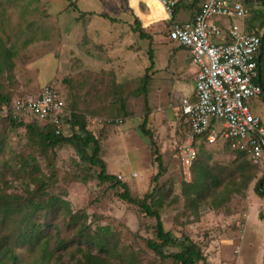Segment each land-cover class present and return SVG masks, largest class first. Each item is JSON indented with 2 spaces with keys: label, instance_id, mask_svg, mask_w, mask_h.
Listing matches in <instances>:
<instances>
[{
  "label": "rangeland",
  "instance_id": "374dc122",
  "mask_svg": "<svg viewBox=\"0 0 264 264\" xmlns=\"http://www.w3.org/2000/svg\"><path fill=\"white\" fill-rule=\"evenodd\" d=\"M191 1L184 0L179 7L178 21L186 20L190 13L186 5ZM237 1L251 10L244 22L248 31V20L262 6L258 0H249L250 4L248 0ZM122 3L0 0V64L6 67L0 70V90L12 96L10 102L30 100L48 83L53 84L69 105L70 109L66 107L69 116L85 117L88 128L99 137L106 150L103 159L108 173L128 183L134 195L142 198L149 195L148 201L159 212L164 228L179 238L181 245L167 247L165 257L157 255L148 246V239L156 236L154 227L147 228L145 216L119 197L122 189L114 188L111 181L83 182L82 177L93 172L84 171L73 147L65 145L45 154L44 146L30 145L24 128L7 127L0 131V137H6L5 150L0 152V170L8 181L4 185L0 182V188L7 194H17L24 202L32 193L12 173L20 168L18 158L28 159L31 164L36 159L48 178L54 175L50 194H60L73 211L89 221L97 219L94 226L98 223L111 226L109 244L117 248L106 256L107 264H178L171 255L191 244L202 251L201 264H264V196L255 189L264 174V158L258 168L252 167L242 176L235 172L240 161L232 167L233 154L220 148L221 145L212 144L216 138L210 139L213 133L209 131L205 150L212 149L211 169L222 184L207 191L205 200L195 194L186 195L178 151L188 127L184 122L179 124L182 98L174 89L181 74L178 70L171 75L172 66L167 65L175 59V54H169L175 47L171 44H178L170 42L167 36L169 25L160 16L158 0H147L151 19H157L146 21V26L133 16L118 24L117 19L99 15L106 11L117 16L115 7ZM141 31L150 38H142ZM178 52L179 60L186 64L189 58L192 63L186 49ZM160 61L166 63L156 69L155 64ZM176 64L178 68L182 66L180 61ZM146 74L151 77L148 95L140 90ZM191 84L195 85V81ZM122 99L126 101L123 106ZM252 106L253 112L264 119V100L255 98ZM147 115L146 127L151 137L141 131ZM7 122L0 115V127ZM216 131L220 132L221 127ZM153 142L157 147H152ZM158 156L164 167L160 175ZM54 159L57 170L53 172L49 164ZM227 165L229 170L225 171ZM36 176L39 175L34 179ZM29 189L34 190L32 181ZM76 230H71L67 240L73 239L70 237ZM77 246V242L70 244L69 253L64 254L68 264L76 261L71 253L77 258L82 256ZM23 260L35 263L39 258L24 251Z\"/></svg>",
  "mask_w": 264,
  "mask_h": 264
},
{
  "label": "trees",
  "instance_id": "16d2710c",
  "mask_svg": "<svg viewBox=\"0 0 264 264\" xmlns=\"http://www.w3.org/2000/svg\"><path fill=\"white\" fill-rule=\"evenodd\" d=\"M258 1L262 8L255 10L256 15L248 20L247 27H249V32L262 35V33L264 34V0ZM183 3L184 0H177L174 7L173 18L163 20L164 23L166 22L167 25H169V30L175 22H182L176 19V15L178 14L179 7ZM202 3L203 0H192L191 3L186 5L192 12V17L188 22L193 21L195 15L200 12ZM247 4H250L249 0ZM135 19L140 24V19L138 17ZM140 34L142 38H150V36L143 31H141ZM169 40L172 43H177L170 38ZM177 44L176 46L186 49L179 43ZM151 61L153 65V58ZM4 65L3 63L0 64L1 71L6 69ZM260 72V83L264 89V35ZM150 78V75L147 74L144 77V87L140 89L144 92V95H148ZM48 85L53 86L51 83H48ZM259 98L264 100V91ZM194 99L195 97L193 100ZM11 100V95L5 94L0 90V106L4 103L9 104ZM121 103L123 106L126 104V101L122 99ZM66 107L69 108L68 103H66ZM122 115H124V113ZM125 115H128V113L125 112ZM148 116L149 115L146 116L147 120H145V123L141 127V131L146 136L151 137L150 129L146 127ZM179 116L181 118L179 124L180 122H184L189 132L190 128L186 120V115L183 112V107L180 109ZM4 118H6L8 122L0 127V131L7 127L15 129L24 128L26 131V138H28L30 145L38 148L44 146L43 149L45 154L49 151L53 153L57 148H62L65 145L73 147L79 155L80 160L83 162L84 171L88 169L93 172V175L85 174L82 177L83 182L88 183L91 182V180H96L98 184H105L111 181L113 182L112 185L114 188L119 187L122 189L123 192L120 193L119 197L124 202L135 206L139 213L145 216L148 222L145 221L144 225H147V228L151 225L154 227L153 231L156 236L152 239H148V246L157 255L165 257V249L167 247L181 245V240L175 238L170 231L164 228L159 212L154 209L152 204L148 201L149 195H145L143 198L134 195L128 183L119 180L115 174L108 173L106 162L103 159V154L106 150L99 141V137L88 128L85 117H80L76 114L72 115V117L68 119L71 124L72 133L62 135H57L55 133V128L52 124H42V122L35 117L23 118L22 120L12 117ZM4 126L6 127L2 128ZM208 134L209 131L197 137L195 143L197 157L192 166V179L190 182H186L185 180L183 182V190L187 196L195 194L200 196L202 200L208 197L207 191L212 190L213 187L216 189L218 184H222L221 181L215 177L211 169L212 167L214 168V166L211 165L213 151L211 148L205 150L206 147L204 143L207 144ZM5 140V136L0 137V152L5 150ZM212 144L217 146L221 145L220 148L233 154L234 158L231 162L232 165L230 164L232 167L236 166L238 161H240L235 172L239 171L242 176L252 167H259L260 163H254L252 161L251 163L244 151L233 147L230 139H223L218 134L215 142ZM151 145L152 147H157L155 142ZM214 155H216V153H214ZM229 158L231 159V157ZM157 159L160 160L161 157L158 156ZM17 160V165L20 168L12 173V176L16 180L20 179L21 186L23 185L25 190L30 191L32 194L22 202L23 198H20L17 194H7L3 188H0V264H68L64 261L63 256L69 253L70 244L74 245L75 242L78 244L77 249L83 254L80 258H77L75 253H71L72 258L76 260L73 264L109 263L106 256H110L112 250L114 251L115 248H117L109 244L112 242L111 226L99 223L94 226L95 221L98 222L97 219L89 221L88 217H82L81 214L73 211L69 201L61 197L60 194H50L49 190L52 189L55 182L53 181L54 175L48 178L49 176L45 174L44 168L40 163L36 162V159H34L35 162L33 164L30 163V160L25 158H18ZM55 160L56 159L49 164V168L53 172L57 170L54 166ZM159 165L160 171L158 175L164 171L161 160ZM229 166H226L227 169L225 168V171L229 170ZM96 168H100V171H95L97 170ZM35 175L39 176H36L34 179ZM43 179H45V181ZM31 181L34 185L33 191L29 189ZM0 182L3 185L4 182H8L5 180L2 170H0ZM255 189L258 195L264 196V174L263 177L256 182ZM47 195L49 197L46 198ZM72 229L77 230L70 237L73 239L67 240ZM61 236L67 238L65 239ZM68 242L70 244H68ZM24 251L31 252V256H37L39 260L37 262L35 261V263L32 261L24 262ZM117 255L122 256L121 253ZM171 256L174 257L178 264H201L204 260L202 251L193 244L185 246L183 250L173 253Z\"/></svg>",
  "mask_w": 264,
  "mask_h": 264
},
{
  "label": "built area",
  "instance_id": "2783aa9c",
  "mask_svg": "<svg viewBox=\"0 0 264 264\" xmlns=\"http://www.w3.org/2000/svg\"><path fill=\"white\" fill-rule=\"evenodd\" d=\"M173 18L177 0H160ZM249 8L240 1L203 0L193 21L175 22L168 37L184 46L198 66L195 77V99H182L189 132L179 148L181 174L186 182L192 179V166L197 157L198 136L210 131V139L219 134L244 151L250 161L264 158V119L253 112L252 100L264 89L260 83V60L263 33L245 29ZM218 19L223 22L220 23ZM2 117L37 118L52 124L57 135L70 134L66 102L60 91L44 86L37 97L17 99L0 106ZM221 127L217 132L216 128Z\"/></svg>",
  "mask_w": 264,
  "mask_h": 264
},
{
  "label": "crops",
  "instance_id": "0c3cea01",
  "mask_svg": "<svg viewBox=\"0 0 264 264\" xmlns=\"http://www.w3.org/2000/svg\"><path fill=\"white\" fill-rule=\"evenodd\" d=\"M121 2H123L122 4H118L117 7H115L116 9H118V13H117V16H112L111 14H109V12H99V15L102 16L103 18L105 19H117L115 22L120 24V23H123L125 22L126 20H124L125 18H128V21H129V18L130 17H138L140 19V21L143 23L144 26H146V21L147 22H152V21H155L157 18L153 17L151 19V9L149 7V4L147 3V0H120ZM160 0H158L159 2ZM231 1H237V0H231ZM161 3V2H160ZM97 11H95L96 13ZM161 12V10H160ZM191 11L190 13H187V18L186 20L182 21V22H188V20L192 17L191 16ZM160 16H163L162 13L160 14ZM165 17L166 15L163 16V20H165ZM152 20V21H151ZM123 21V22H122ZM218 21L220 23H222L223 21L218 19ZM239 23L242 25L244 22L243 21H239ZM174 49L169 51V54L170 52L175 54V59L173 58L172 62L173 64H171L170 62L167 63V65H171V75H173V72L175 71H180V74H181V79L180 81H178V83H176V86H175V91H176V94H179L180 97L182 99L184 98H194L195 97V86H196V81H195V77H196V74H197V71H198V66L197 64H195L192 60V63L190 61L189 58H187V61H186V64L183 63L181 60H179V57L177 56L178 55V51L181 49L180 47L176 46L175 44H171ZM188 51V50H187ZM189 53V57L192 59L191 57V54L190 52L188 51ZM180 61V63H182V66L180 68H178L177 64ZM166 62H157V64H155L156 66V69L158 68H162L164 66ZM192 64L195 65L192 66ZM175 68V70H174ZM170 70V71H171ZM169 71V72H170ZM195 81V85L191 84L192 81ZM182 104H180V109L183 107V105L181 106Z\"/></svg>",
  "mask_w": 264,
  "mask_h": 264
},
{
  "label": "bare ground",
  "instance_id": "6f19581e",
  "mask_svg": "<svg viewBox=\"0 0 264 264\" xmlns=\"http://www.w3.org/2000/svg\"><path fill=\"white\" fill-rule=\"evenodd\" d=\"M161 1H159V3H160ZM160 6H161V11H162V15L164 16V15H166V17H167V14H166V12H165V9H164V7H163V4H162V2L160 3ZM165 17V18H166Z\"/></svg>",
  "mask_w": 264,
  "mask_h": 264
}]
</instances>
